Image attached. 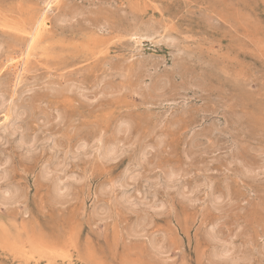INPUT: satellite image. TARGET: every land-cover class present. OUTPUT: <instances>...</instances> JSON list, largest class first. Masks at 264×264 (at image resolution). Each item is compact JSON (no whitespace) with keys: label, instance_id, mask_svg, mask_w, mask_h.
<instances>
[{"label":"rangeland","instance_id":"1","mask_svg":"<svg viewBox=\"0 0 264 264\" xmlns=\"http://www.w3.org/2000/svg\"><path fill=\"white\" fill-rule=\"evenodd\" d=\"M45 1L0 0V264H264V0Z\"/></svg>","mask_w":264,"mask_h":264},{"label":"bare ground","instance_id":"2","mask_svg":"<svg viewBox=\"0 0 264 264\" xmlns=\"http://www.w3.org/2000/svg\"><path fill=\"white\" fill-rule=\"evenodd\" d=\"M55 0H46L44 3H45V9H49L50 7V4H52ZM49 11V10H48ZM39 35V26L32 32H30L29 34V43L30 44H34L37 37ZM20 66H23L24 67V63L22 64H19ZM24 69V68H23ZM22 69V70H23ZM25 70V69H24ZM22 72V71H20ZM19 73V72H18ZM20 74V73H19ZM0 112L4 111L5 110V106L8 105L9 106V112L10 114L7 115L6 119H8L11 114L13 113V101H10L8 103H6V97L5 95H3V93H1V96H0ZM7 106V107H8ZM17 110V109H15ZM17 113V111H16ZM22 114V111L19 112L18 116H20ZM17 118V117H16ZM13 121V120H12ZM16 122L17 119H16ZM14 124H11L10 126H8V124H6L5 126H3L4 128L1 129V132H10V135L14 136L17 131H19L18 129L20 128V126H17V124L15 123V121H13ZM16 124V126H15ZM13 125V128L11 127ZM11 129V131H9ZM1 134V133H0ZM19 135V134H18ZM3 139V138H2ZM51 141V140H50ZM102 137L100 136L99 138V142L102 143ZM105 141V140H104ZM36 142H37V139L36 137H31L30 139H28L27 141V138L26 136H23L22 134L20 135L19 139H18V144L19 146L21 147H27V152L28 154L30 153H33L34 150H37L35 149L36 147ZM118 143L119 141H113L111 143H107V144H100L101 147H100V153H101V156L105 159V160H114L116 159V157H118L120 151H121V148L118 146ZM121 143V142H120ZM122 144V143H121ZM80 147V146H79ZM82 149H85L86 148V145L85 143H82ZM123 148V147H122ZM81 150V148H80ZM86 151V149L84 150ZM83 151V152H84ZM79 152V151H78ZM122 152V151H121ZM99 153V154H100ZM67 155V154H66ZM99 156V155H98ZM68 160V159H67ZM73 160V159H72ZM1 162V161H0ZM63 163V162H62ZM1 164V163H0ZM60 165V164H59ZM62 165V164H61ZM60 165V166H61ZM39 166V165H38ZM60 166H56V168L60 167ZM69 166V165H68ZM45 167V166H44ZM66 167V165H65ZM62 168V167H61ZM55 170V169H54ZM52 171L50 168L46 167L45 168V175H47L46 177H48L49 175H52L51 173H55V171ZM63 170V169H62ZM3 170H1V173H0V182L4 181L7 176H8V172L7 170L5 169L3 172ZM66 171V170H65ZM64 171V172H65ZM177 173L179 174L178 170H175V169H171L168 174H166V178H165V181L167 182L166 184L168 185H173V183H175V176L177 175ZM58 174V173H57ZM128 174V173H127ZM55 175V174H54ZM52 175V176H54ZM74 175V174H73ZM178 176V175H177ZM55 177V176H54ZM67 177V176H66ZM77 177V176H76ZM126 177V176H125ZM132 177V176H131ZM65 178V177H64ZM62 176H58L56 175V178H55V189H56V194L62 198L65 193H64V190L67 191L68 189H70V186L68 184H66V180H68L70 177H68L65 181H63ZM72 178H75V177H72ZM79 178V177H78ZM52 180V179H51ZM89 181V180H88ZM128 181V180H127ZM10 183V182H9ZM76 185V184H75ZM120 186L123 187L125 190L123 192V195H122V199L123 201L129 206V207H132L133 206L135 207V205H139V204H143V205H147L149 204L148 200L149 199L148 197H144V191L143 193L139 192L138 191V196H136L135 199L131 200L130 201V196L127 195L128 192H125L126 189H127V182H126V179L122 180L120 182ZM132 187V186H131ZM144 187V186H143ZM142 187V189H143ZM166 187V186H165ZM175 188V187H174ZM64 189V190H63ZM147 189V188H146ZM168 189V188H167ZM131 192V191H130ZM220 193V192H219ZM183 194V193H182ZM19 191H18V188H16L14 185H10V184H7L5 187H0V200L5 203V204H10V203H15L18 201L19 199ZM142 196V197H140ZM155 199V198H154ZM221 197L220 195L219 196H216L215 197V201L218 203V201H220ZM231 201V200H230ZM157 203V202H155ZM229 203V202H228ZM159 204V203H158ZM163 204V203H162ZM161 204V205H162ZM153 206V205H152ZM156 206V205H155ZM137 207V206H136ZM159 207V206H158ZM5 208V207H4ZM150 209V208H149ZM152 209V208H151ZM156 209V208H155ZM157 209H160V208H157ZM147 210V209H146ZM96 213V212H95ZM236 248V247H235ZM219 251L217 252V256L222 259V260H228V261H233L235 262V260L237 259V257L234 256V247H232V245L230 243H222L221 247L218 248ZM238 261V260H237Z\"/></svg>","mask_w":264,"mask_h":264}]
</instances>
